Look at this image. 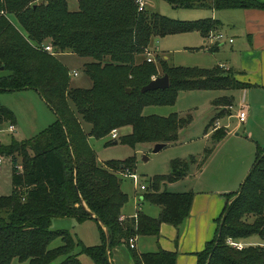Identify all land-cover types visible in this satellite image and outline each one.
Instances as JSON below:
<instances>
[{
  "label": "trees",
  "instance_id": "obj_1",
  "mask_svg": "<svg viewBox=\"0 0 264 264\" xmlns=\"http://www.w3.org/2000/svg\"><path fill=\"white\" fill-rule=\"evenodd\" d=\"M163 1L178 9H264V1L256 0ZM146 6L140 11L137 0H78V9L71 11L68 0H0V68L8 72L0 77V93L35 90L57 117L33 138L13 141L0 150L11 157L13 188L11 195L0 197V264H11L13 259L29 264H52L59 259V264H80V255L93 264H110L111 250L124 244L133 264H176L175 252L138 254L129 247V240L158 237L162 224L182 226L194 194L168 192L161 190V185L186 177L189 163L173 161L169 175L150 179L141 199L160 208L157 218L137 212L136 218L121 221L128 201L121 182L123 174L133 170L134 160L100 165L88 139L105 138L113 130L130 127L131 133L115 142L131 147L173 144L191 118L143 116L145 107L173 105L182 90H243L252 86L236 81L231 72L219 66L192 70L170 67L160 60L169 87L141 93L152 77H159L155 64L142 58L152 39L189 32L207 38L221 26L213 19L175 21L148 11ZM43 45L52 46L57 55L90 58L92 62L84 66L90 88H72L67 68L57 57L41 51ZM217 49L218 44H213L209 51ZM231 103L232 99L224 97L214 106L229 108ZM82 122L90 126L88 132ZM5 123L14 126L15 117L0 105V126ZM226 135L225 129L216 130L212 142L217 144ZM240 188V193L227 196L216 236L196 254L197 264H264V245L236 250L227 243L232 239L244 244L253 236L264 241V149L257 148L250 175ZM60 218H73L78 223L95 221L100 244L87 248L67 231L50 230L52 220ZM56 239L61 245L49 249Z\"/></svg>",
  "mask_w": 264,
  "mask_h": 264
},
{
  "label": "rangeland",
  "instance_id": "obj_2",
  "mask_svg": "<svg viewBox=\"0 0 264 264\" xmlns=\"http://www.w3.org/2000/svg\"><path fill=\"white\" fill-rule=\"evenodd\" d=\"M39 1L41 0H37V2ZM146 1L153 4V6H146L148 11L184 23L201 21L205 19V16H209L212 13L208 9L174 8L163 0ZM68 3L71 11L78 9V0H68ZM216 12L219 15L224 14L223 20L225 23L223 22V25L219 27V31L222 32L225 40L223 39L219 43V45L224 43L223 47L218 46L215 52H209L208 45L207 47H203L205 50L202 48L200 36L196 32L181 33L151 40L150 46L147 49L153 59L152 62L157 68L158 76H163L159 66L160 60L166 61L170 67L192 70H206L218 67L220 64L224 66L230 64L231 53L234 51L233 47H235L239 39L238 34L240 31L236 30L239 29L240 24L233 26L231 25L232 23H228L231 22L230 13L239 15L240 11L223 10ZM228 36L236 40L235 44L227 42ZM51 56L57 57L69 71L70 86L72 88H90L91 81L84 73V66L92 62L90 58H80L71 53L54 54ZM165 57L167 60L164 59ZM142 58L146 59L145 53L142 55ZM138 61L141 62V60ZM74 72L77 73V76H73ZM7 75L8 72L6 71L0 72V77ZM224 97L232 99L231 116L218 117L222 112L213 104L219 98ZM0 105L11 111L15 117L14 132L9 131L10 124L8 123L0 126V150L9 146L13 141L20 142L33 138L38 133L47 129L57 119L43 98L32 89L2 92L0 93ZM241 108L248 110L250 119H253L251 123L238 124L236 115ZM142 114L143 116L156 115L162 117L177 114L180 117L188 116L191 120L181 130L175 143L168 144V146L157 153H154L155 144L152 143H141L134 147L121 142L115 144V141H119V139L131 133L130 127L116 130L118 133L117 139H113L110 134L105 138L97 139L90 137L88 139L89 145L95 152L100 165L104 166L110 161L123 162L129 158H133L134 160V168L131 173L137 177V180L135 181L126 176L122 178L121 182V190L128 198L127 203L122 208V214L124 215L130 214L132 216L136 213L139 199L147 192V190L142 191L140 189L141 185L147 187L150 179L156 176L169 175L173 161L179 160L189 163L188 172L191 173L188 180L182 179L183 181L178 184V186L184 189L176 192L183 190L195 191L203 185H210L211 189H215L223 187L231 180L234 183L230 186L235 187L236 190H240L243 182L240 185L237 184L240 177L243 174L246 177L252 169L257 147L264 149V87L260 84H254V86L245 91L182 90L177 92L173 105L147 106L143 109ZM82 127L85 132L90 130V126L84 122H82ZM217 128H223L228 133H231L229 138L220 146L212 142L213 134L211 130ZM191 159H194V162L191 163ZM203 159L205 164H207L204 172L200 174ZM0 160V197H3L12 194V160L10 156L2 154H0ZM162 187L161 190H163ZM140 208L138 212H143L146 215H151L152 213L150 212L158 210L157 206H153L148 202H140ZM125 219L126 217L119 220L124 221ZM83 223L85 222L78 223L73 218L53 219L50 230L67 231L76 240L75 234L83 230H90L88 229L89 224H85L83 228L76 227L74 230L75 226ZM244 244L248 246H263L264 241L257 236H253L246 240ZM60 245V239H56L49 245V249L58 248ZM83 246L89 248L93 245ZM78 260L80 264H93L92 260L85 255H80ZM60 262L61 259L56 260L52 264H59ZM11 264L29 263L28 261L22 262L13 259Z\"/></svg>",
  "mask_w": 264,
  "mask_h": 264
},
{
  "label": "crops",
  "instance_id": "obj_3",
  "mask_svg": "<svg viewBox=\"0 0 264 264\" xmlns=\"http://www.w3.org/2000/svg\"><path fill=\"white\" fill-rule=\"evenodd\" d=\"M256 1L263 2L264 0ZM237 11H240L239 15H236V13H230L231 22L228 24L232 23L231 25L233 26L240 24L239 29L236 30L240 31L238 34L239 39L235 47H233L234 51H232L231 53L230 64L228 66L220 64L219 67H221L225 71L231 72L233 74L234 79L240 83L248 84L250 86H254V84H260L264 87V9H245ZM211 12L212 13L209 16H205V19L217 20L222 26L224 22V14L219 15L216 11ZM196 33L200 36V40L203 45L202 48L204 46L207 47L208 45L209 50L210 46H212L213 44H210L207 38L203 37L200 33ZM215 33L222 34V32L219 30ZM227 42L229 44H235L236 40H234L231 36H228ZM223 45L224 43L220 45L218 44V46L220 47H223ZM203 49L205 50V48ZM164 59L167 60L166 57ZM1 71L2 70H0V72ZM245 90L246 89H243L242 91ZM229 105H231L232 107L233 102L231 104H228V106ZM215 107L221 110L222 114L220 116H231V107L227 108V105H218ZM245 111L247 113L245 123H251L253 119H250V113L248 112V110ZM219 129L222 128L212 129V134ZM230 135L231 133L227 132L226 137L216 145L220 146L221 144H223L229 138ZM206 164L205 162L202 163L203 166L199 172L200 174L204 172ZM190 174L191 173L188 172L186 177L182 179L188 180ZM245 178V174H243L240 177L237 185H240V183L244 182ZM182 179L173 183H164L162 184L163 187L162 185L161 187L165 191L175 193L180 189H184L181 186H178L179 182L183 181ZM233 183V180H231L223 187H218L215 189H211L209 187L210 185H203L202 187H199L197 190H195L196 192L194 190L181 191L192 192L194 194L189 216L184 221L182 226L180 228H175L168 224H162L160 226V232L158 237L145 236L133 238V250L136 251L138 254L152 253L153 251L157 252L159 250L175 252L177 255L176 264H197L196 254L203 251L205 246L208 243L212 242L216 236L218 228L217 221L221 217L222 212L225 208V205L227 203V196L239 190H236L235 187L230 186ZM141 198L138 201L139 204L136 209V213L132 216L130 214H122L123 219L125 217L126 219L136 218L137 212L140 208V202H144ZM150 213L152 214L148 216L157 218L160 214V208L158 207L157 211H152ZM85 224H89L88 229L90 230H83L82 232L75 234L77 237L76 240L82 245H93L92 247L99 245L100 234L98 230V223H96L95 221L91 219L87 220L85 221V223L75 226L74 230L76 227L83 228ZM109 262L110 264H133L128 247L124 244L112 249L109 256Z\"/></svg>",
  "mask_w": 264,
  "mask_h": 264
},
{
  "label": "built area",
  "instance_id": "obj_4",
  "mask_svg": "<svg viewBox=\"0 0 264 264\" xmlns=\"http://www.w3.org/2000/svg\"><path fill=\"white\" fill-rule=\"evenodd\" d=\"M137 4H138V7H139V10L141 11L144 6H146L144 4V0H137ZM224 39V36L221 34V33H210L207 37V40L210 44H219L222 40ZM231 42V41H230ZM41 51L43 52H46L48 54H51V55H54L53 53V49H52V46L50 45H43L41 46ZM145 54H146V60L147 62H152L153 59L151 58V54L148 50L145 51ZM73 76H77V73H73ZM238 121L240 124L242 123H245L246 121V118H247V113L244 109H240L239 112L237 113L236 115ZM9 131L10 132H14L15 131V127L14 126H9ZM110 136L113 138V139H117L118 138V133L116 130H113L111 133H110ZM0 163H1V160H0ZM18 169L21 171V167L18 166ZM124 177L128 176L132 179H134L135 181L137 180V177L130 173V172H126L125 174H123ZM140 189L142 191L146 190V186L145 185H141ZM123 219V217H121V220ZM227 243L230 247L236 249V250H241L243 249L246 245L243 244V243H239V242H235L233 241L232 239H228L227 240ZM129 247L131 249H134V239H130L129 240Z\"/></svg>",
  "mask_w": 264,
  "mask_h": 264
},
{
  "label": "water",
  "instance_id": "obj_5",
  "mask_svg": "<svg viewBox=\"0 0 264 264\" xmlns=\"http://www.w3.org/2000/svg\"><path fill=\"white\" fill-rule=\"evenodd\" d=\"M144 4L145 5L153 6L152 3H150L149 1H146V0H144ZM3 69H4V67H1L0 68V70H3ZM168 87H169V78H168L167 75H163V76H159V77L152 78L151 81L146 86H144L141 89V93H146V92H151V91H156V90H165ZM127 92H129V90H127ZM114 143L117 144V142H114ZM165 146H166V144H156L154 146V150H153L154 153L159 152ZM249 175H250V172L247 174L245 180L249 177ZM245 180H244V182L242 183L241 186L244 185ZM241 190L242 189L240 188L239 193L241 192ZM82 207L84 208V210L86 211V213L89 215L90 218L95 219V216L86 208L85 204H82ZM98 222L100 223L99 220H98Z\"/></svg>",
  "mask_w": 264,
  "mask_h": 264
}]
</instances>
